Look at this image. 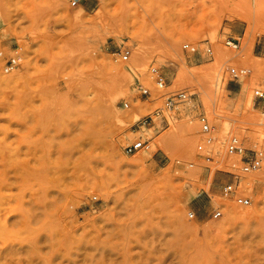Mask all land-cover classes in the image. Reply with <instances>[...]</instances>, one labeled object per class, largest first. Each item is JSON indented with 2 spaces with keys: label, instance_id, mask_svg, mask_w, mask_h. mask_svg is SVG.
<instances>
[{
  "label": "rangeland",
  "instance_id": "374dc122",
  "mask_svg": "<svg viewBox=\"0 0 264 264\" xmlns=\"http://www.w3.org/2000/svg\"><path fill=\"white\" fill-rule=\"evenodd\" d=\"M72 1L0 0V264H264V168L239 173L264 151V0ZM139 136L149 149L125 154ZM234 174L248 206L219 197Z\"/></svg>",
  "mask_w": 264,
  "mask_h": 264
},
{
  "label": "built area",
  "instance_id": "2783aa9c",
  "mask_svg": "<svg viewBox=\"0 0 264 264\" xmlns=\"http://www.w3.org/2000/svg\"><path fill=\"white\" fill-rule=\"evenodd\" d=\"M71 5H76V1H72ZM233 38H228L225 41V44L228 46L236 47V44ZM183 51L187 53H197L198 47L189 43H185L182 45ZM206 54L210 55L211 50L208 47L206 49ZM129 52L125 50L120 55L121 61H126L128 59ZM261 56L264 60V43L261 50ZM20 58L17 55L12 56L11 58L5 61L4 71L9 72L15 69L19 65ZM151 73L154 75V83L158 89H163L165 87V79L161 73L157 71L156 68H151ZM248 73V70L240 68H230L229 74L232 78L237 79L241 76H244ZM134 90L136 94L140 97L148 98L150 93L147 88L139 81H135ZM161 96L165 97L164 101V108L156 109L152 114L147 115L142 121L138 123V128L142 126H149L153 123V118H157L159 116L163 117L164 110H172L178 101H182L186 99V94L184 92H177V93H166L162 94ZM254 97L264 104V91L255 90ZM124 107H128V103H124ZM197 121L199 124V133L202 135L203 144L197 146V150L199 151L200 155L206 160L209 161L211 156L205 150V147L208 146L213 138L210 136L213 126L211 125L208 118L205 115L199 114L197 116ZM149 149V142L147 139H142L139 136L135 141L125 145L123 147V151L125 154L134 155L139 151H145ZM225 149L229 156H236L241 153V143L240 140L233 134H229L225 141ZM241 166L239 168V173L246 174L251 172H256L264 168V151L262 152H252L250 155L242 156L240 159ZM233 179L228 181L227 183L223 184L220 188L219 197L222 200L230 201L236 206L245 207L248 206L250 200L248 197H244L241 195V191L239 189L238 177L239 174H234ZM223 212L219 207L213 208L210 216L212 219H218L222 216ZM194 213L192 211L187 212V217L189 219L194 218Z\"/></svg>",
  "mask_w": 264,
  "mask_h": 264
},
{
  "label": "bare ground",
  "instance_id": "6f19581e",
  "mask_svg": "<svg viewBox=\"0 0 264 264\" xmlns=\"http://www.w3.org/2000/svg\"><path fill=\"white\" fill-rule=\"evenodd\" d=\"M84 10L85 9H83V7L82 8H79V11H77V12H75V14H74V16H73V18L74 19H80V12H84ZM256 75V73L254 74V76ZM245 83L243 84V86L242 87H245ZM247 102H250V98H247ZM261 176H263V177H261L262 179L264 178V175L262 174ZM231 219V218H230Z\"/></svg>",
  "mask_w": 264,
  "mask_h": 264
}]
</instances>
